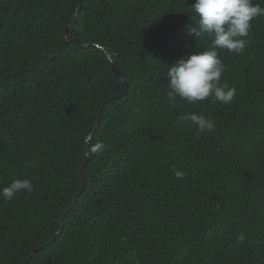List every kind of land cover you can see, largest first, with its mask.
<instances>
[{"label": "trees", "instance_id": "1", "mask_svg": "<svg viewBox=\"0 0 264 264\" xmlns=\"http://www.w3.org/2000/svg\"><path fill=\"white\" fill-rule=\"evenodd\" d=\"M82 1L85 49L64 41L78 0H0V189L34 185L0 195V264L47 243L28 264H264V212L250 218L264 209V18L242 54L216 49L230 103H170L172 63L212 47L190 34L195 0ZM109 55L130 83L123 97ZM98 141L106 150L90 153L86 191L62 216ZM216 146L219 167L204 166Z\"/></svg>", "mask_w": 264, "mask_h": 264}, {"label": "clouds", "instance_id": "2", "mask_svg": "<svg viewBox=\"0 0 264 264\" xmlns=\"http://www.w3.org/2000/svg\"><path fill=\"white\" fill-rule=\"evenodd\" d=\"M81 3L83 4L82 0ZM190 7L191 10L199 17L198 22H195V26L190 29V34L194 35L196 38H201L207 34L212 38V47L210 50L194 52L189 55L187 59L181 58L172 63V66L166 73V76L169 78L167 80L168 91L166 92V96L168 97L170 103H174L176 97H180L190 104L197 101H204L206 98H211L213 103L220 102L222 104H228L234 99L236 89L234 87H230L226 82L223 84L221 83V77L225 71V66L222 59L218 56L216 49L224 48L231 53H235L237 55L242 54L248 46L251 38L250 30L252 28V24L254 25L257 21L264 18V7L258 0H195L194 4ZM78 9L71 25L68 26L64 32V41L68 43L71 40V34H74L73 40L76 42L77 47L85 49L79 47L76 41V35H79L78 40L82 45L88 47L90 45L84 44L81 41L80 32L73 26L76 23L80 12ZM100 118L101 115L99 114L98 123L100 122ZM184 119L192 121L201 133L206 131L211 132L215 128V122L203 114L189 113L184 116ZM121 139L125 140L124 137H121ZM91 140L92 134L86 138L85 142L87 145L90 144ZM105 150L106 145L103 142H96L94 145L90 146L89 150H86L87 160L85 162L90 160V153L100 154ZM225 155L226 151L224 147L216 146L214 150L206 153L205 156L202 155L201 161L204 166L216 169L219 167L221 159ZM173 173L178 180L183 179L184 176L186 177L184 169L178 170L173 168ZM216 185L217 183L215 182L214 186ZM222 185H224V183ZM82 187L83 179L82 185L78 188L71 205L62 211V216L75 207L78 196L86 191V179L85 190L78 193ZM33 189L34 185L29 179H16L8 186L0 189V195H2L5 200L10 201L18 193L25 191L30 193ZM231 209L236 212L239 211L234 209L232 206ZM263 212L264 209L251 214L250 218H255L258 214ZM59 234L60 233L58 232L54 238H56ZM238 239L243 241L245 239L244 234L241 233ZM47 245L48 243L43 246L46 247ZM34 251L27 259L26 264H28L30 260L39 252L37 251L34 253Z\"/></svg>", "mask_w": 264, "mask_h": 264}, {"label": "water", "instance_id": "3", "mask_svg": "<svg viewBox=\"0 0 264 264\" xmlns=\"http://www.w3.org/2000/svg\"><path fill=\"white\" fill-rule=\"evenodd\" d=\"M79 3H80V6H79L78 11H81L82 8H83V4L81 3V0L79 1ZM78 36H79V35H76V41H77L79 47H82V48H86V47H88V46H84V45H82V44L79 42V40H78ZM109 58L111 59V56H110V55H109ZM111 60H112V59H111ZM112 70H113L115 76L120 80V82H121V84H122V92H121L118 96H116V97H123V96H125V95L127 94V91H128V88H129V82L126 81V80H124V78H123V76H122V72H121V68H120V66L117 64L116 61H113V60H112ZM114 98H115V97H114ZM100 108H101V109L104 108V103L100 104ZM100 115H101V113H100ZM88 160H89V158H88ZM86 164H87V162H85V163L83 164L82 169H81L82 179H83V187L79 190L78 193H81V192H83V191L85 190L84 168H85ZM73 204H74V203H73ZM72 206H73V205H72ZM44 247H45V246H41V247L37 248V249L34 251V253H36L37 251H40V250L43 249Z\"/></svg>", "mask_w": 264, "mask_h": 264}]
</instances>
